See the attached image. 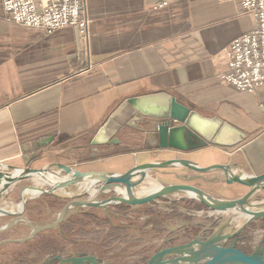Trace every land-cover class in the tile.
Listing matches in <instances>:
<instances>
[{
    "label": "crops",
    "instance_id": "1",
    "mask_svg": "<svg viewBox=\"0 0 264 264\" xmlns=\"http://www.w3.org/2000/svg\"><path fill=\"white\" fill-rule=\"evenodd\" d=\"M81 10L86 36L74 27L47 34L8 22L0 0V163L39 168L59 162L83 172L124 173L136 164L180 157L264 173V87L241 93L219 78L226 70L225 48L253 26L237 0H83ZM157 92L219 117L244 138L234 147L208 145L186 153L155 148V128L134 121L126 100ZM108 120V141L93 145ZM206 178L215 189L204 190L218 198L234 199L247 190L221 184L217 173ZM47 197L31 199L26 217L34 220L32 209ZM188 210L205 220L213 215L202 204ZM8 220L0 218V226ZM200 223H184L183 230H211V223ZM14 232L10 237H17ZM260 233L264 220L240 240L254 235L260 242Z\"/></svg>",
    "mask_w": 264,
    "mask_h": 264
},
{
    "label": "water",
    "instance_id": "2",
    "mask_svg": "<svg viewBox=\"0 0 264 264\" xmlns=\"http://www.w3.org/2000/svg\"><path fill=\"white\" fill-rule=\"evenodd\" d=\"M126 104L130 108L131 118L142 126H153V133L157 139L155 148L160 150H174L178 152H192L208 145L234 147L244 134L219 117H206L195 110H191L176 100L167 92H157L128 98ZM177 123V124H176ZM109 120L100 128L92 140L93 145L106 143L104 135ZM145 133V129H137ZM113 141H119L115 138ZM233 162L216 163L200 166L197 162L187 158H171L163 161H147L134 165L124 173L111 171L83 172L74 166L59 162L48 163L39 168L16 167L0 163V218L9 217L10 220L0 226V232H5L19 223L30 229L28 236L20 239L7 238L0 240L4 243H23L29 241L38 233L59 228L70 212L83 207H96L109 216V206L120 204L140 205L157 202L160 198L181 194L200 202L205 208L215 213L233 212L221 222L205 239L195 236L188 242L161 248L156 251L146 264H264V235L256 249L245 252L237 246L240 236L258 220H264V198L257 197L264 191V173L247 175ZM187 169L192 174H176V170ZM173 169V171H165ZM150 171L161 176L175 175L182 181H208L206 176L211 173L222 175L218 182L226 186L239 185L246 188V192L234 199L218 198L203 190L198 184H165L147 193L137 196L134 188L141 183ZM134 180V177H136ZM38 180L39 184H26L19 190L20 201L16 206L10 203L8 188L17 182ZM86 182L82 190L71 191L77 184ZM101 184L99 193L111 186L121 188L118 195L106 199L96 196L83 198L86 193ZM61 191V192H59ZM46 194L58 199L66 200L54 222L37 224L24 216L28 202ZM93 195V194H91ZM6 203V204H5ZM236 222V225L234 224ZM226 229H228L226 231ZM229 241V244L226 243ZM110 264L100 262L92 255H73L62 258L55 255L43 264Z\"/></svg>",
    "mask_w": 264,
    "mask_h": 264
},
{
    "label": "rangeland",
    "instance_id": "3",
    "mask_svg": "<svg viewBox=\"0 0 264 264\" xmlns=\"http://www.w3.org/2000/svg\"><path fill=\"white\" fill-rule=\"evenodd\" d=\"M165 171H173V169ZM175 172L176 174L181 172L192 174L184 168ZM136 178L137 176L134 177V180ZM25 181L22 184L17 185L16 183L15 186L8 188L9 192L12 191L9 194V199L15 204L20 201L19 190L22 186L30 183H40L38 180ZM177 183L198 184L203 190L215 189L212 188L213 184L210 181L185 182L175 175L161 176L157 172L150 171L144 180L136 185L134 192L137 196H140L147 193L152 186ZM101 184L98 183L95 186L93 195H91L92 192L90 191L83 198L95 195L97 199L102 200L118 195L121 191V188L111 186L99 193ZM71 191L78 192L80 190L76 185ZM42 195L49 197L31 211V216L34 219L32 221L40 225L54 222L59 211L66 203V200L46 194ZM257 197L264 198V191L258 193ZM200 204L195 199L175 194L167 198H160L157 202H149L137 206L126 204L109 206L108 217L101 209L96 207L78 208L76 211L69 213L59 228L40 232L29 241L23 243L10 242L0 245V264H43L47 259L55 255L67 258L73 255L94 256V254L96 255L94 257H97L100 262L110 264H146L148 259L159 249L181 242H188L196 235L205 239L221 222L235 216L233 212H213V215L205 220L200 217L198 211L188 210L189 208L196 209ZM173 205L176 206V211L171 208ZM187 212L190 216L184 215ZM174 215L176 216L175 218H173ZM24 216H26L25 212ZM1 218L10 220L9 217ZM187 222H197V224H201L200 222L211 223V230L205 231L203 234H200V231L183 230L185 228L184 223ZM234 224L236 225V222ZM13 228L16 230L14 231L17 237H10L14 231H5L0 232V240L24 238L30 232V229L23 223H19ZM259 235L260 240L263 234L260 233ZM253 236L251 235L250 239L240 240L237 246L243 251L248 250V253L254 251L259 241H254ZM228 244L229 241L226 245ZM55 263L56 261L52 264Z\"/></svg>",
    "mask_w": 264,
    "mask_h": 264
},
{
    "label": "built area",
    "instance_id": "4",
    "mask_svg": "<svg viewBox=\"0 0 264 264\" xmlns=\"http://www.w3.org/2000/svg\"><path fill=\"white\" fill-rule=\"evenodd\" d=\"M82 1L2 0V7L5 19L10 23L40 29L47 34L60 28L74 27L86 36L88 22L82 15ZM237 1L251 14L253 26L233 38L225 48L226 70L219 78L238 92L253 93L264 87V0Z\"/></svg>",
    "mask_w": 264,
    "mask_h": 264
},
{
    "label": "bare ground",
    "instance_id": "5",
    "mask_svg": "<svg viewBox=\"0 0 264 264\" xmlns=\"http://www.w3.org/2000/svg\"><path fill=\"white\" fill-rule=\"evenodd\" d=\"M85 185H86V182H82V186H80L79 190H82V188H83ZM158 187H159V185L152 186L151 188L148 189V191L154 190V189H156V188H158ZM140 190H141V189H140ZM59 192H61V191H59ZM91 192H92L91 194L94 193L93 190H91Z\"/></svg>",
    "mask_w": 264,
    "mask_h": 264
},
{
    "label": "trees",
    "instance_id": "6",
    "mask_svg": "<svg viewBox=\"0 0 264 264\" xmlns=\"http://www.w3.org/2000/svg\"><path fill=\"white\" fill-rule=\"evenodd\" d=\"M245 252H248V250H244Z\"/></svg>",
    "mask_w": 264,
    "mask_h": 264
},
{
    "label": "flooded vegetation",
    "instance_id": "7",
    "mask_svg": "<svg viewBox=\"0 0 264 264\" xmlns=\"http://www.w3.org/2000/svg\"><path fill=\"white\" fill-rule=\"evenodd\" d=\"M239 243V242H238ZM55 264H57V261H56V263Z\"/></svg>",
    "mask_w": 264,
    "mask_h": 264
}]
</instances>
